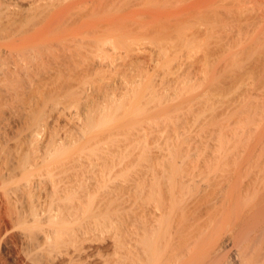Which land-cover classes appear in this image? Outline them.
<instances>
[{
	"label": "rangeland",
	"instance_id": "rangeland-1",
	"mask_svg": "<svg viewBox=\"0 0 264 264\" xmlns=\"http://www.w3.org/2000/svg\"><path fill=\"white\" fill-rule=\"evenodd\" d=\"M98 1L42 4L62 18L47 19L43 49L30 51L27 93L7 99L0 113V181L14 189L18 160H36L38 149L60 147L47 160L70 174L59 171L60 178L51 171L73 187L76 204L96 214L87 234L86 226L79 227L85 217L80 206L81 223L72 226L77 232L68 247L78 250L76 262L84 252L90 258L82 263L143 261L146 225L161 227L162 253L181 230L189 236L191 224L210 231L206 251L222 247L232 220H216L215 226L211 218L213 228L208 202L195 211L192 205L210 192H264V0ZM36 8L29 9L32 20ZM64 11L69 14L62 16ZM112 101L123 106L118 119L89 127ZM37 118L45 130L33 143L29 133ZM48 184L33 199L43 200ZM174 196L184 199L170 211ZM30 202L19 208L27 211ZM22 243L19 249L27 252ZM40 257L31 263L50 264ZM0 264H11L1 251Z\"/></svg>",
	"mask_w": 264,
	"mask_h": 264
},
{
	"label": "bare ground",
	"instance_id": "bare-ground-1",
	"mask_svg": "<svg viewBox=\"0 0 264 264\" xmlns=\"http://www.w3.org/2000/svg\"><path fill=\"white\" fill-rule=\"evenodd\" d=\"M66 1L67 2L71 1L70 4H97L95 3V1L99 2L98 0H73V1L72 0H52L51 2L50 0H0V113L6 106L7 101H8L7 99L16 98L20 96L22 93L24 94L27 93L29 66L31 65L30 62L33 60L32 58H34V57H31L32 60L30 61V55H32L30 51L33 52L32 48L34 46L40 47L41 42L45 39L46 29L48 27L47 19L48 18L53 19L55 15L58 16L60 13V11L57 9L59 11L57 12L58 13L57 15L55 14L56 11H54L51 6L42 5V4H63V2L65 4ZM103 1L105 0H101L100 3L102 4ZM103 4H107V3L103 2ZM35 5L37 7L36 8L37 18L35 17L37 19L36 20L37 22L34 21L35 18L32 20V18L30 17L31 14L29 10L32 6H35ZM70 7L71 6H69V8ZM66 8L67 7H65V9ZM69 10L67 11L70 12ZM67 11L66 12L64 11L66 14H62V16L69 14ZM60 16L61 15H59V18L58 17L57 18L58 19L62 18ZM30 19L34 21V24ZM54 21L56 23V20ZM51 24H52L51 25L52 27L50 25L49 27L54 28L53 27L55 25L54 22H51ZM43 47L44 46L40 48L43 49ZM112 102L110 103L111 104L110 106L111 108L109 109L110 111L107 110L108 112L106 111L107 112L106 113L103 109V111H101L102 115L100 114V118L98 116L99 118V119L97 118L98 120L97 119L96 121H94L95 119L91 120L89 123L90 125L89 127H92L94 124L102 126L106 124L107 122L114 120L115 117H117L118 119L119 117L118 112L121 111L120 109H122L123 106L122 107L120 106L118 109L117 104L115 107V102H113L114 109H115V111H113L114 109L112 108L113 106ZM44 126L45 125L43 121L37 118L35 121L34 129H32L31 132L29 133V137L33 141V143H37L39 140L42 139V136L45 130ZM59 148L56 145H54L53 148H51V152H48V153H50V155L53 153L54 154L59 153V151L61 150ZM38 150L39 151H38V156H36L37 157L36 160H18V162L16 163L15 171L17 172L19 178L15 180L16 187L14 189L10 190L5 184H2L3 182L0 181V251L7 255V258L11 262V264H32L33 262L31 263V260L34 259L35 261L34 257H37L36 260H39L41 258L40 256H43L44 258L42 259H46V261H49L50 264H78L79 263L78 260L80 261V264H91L89 263L91 262L89 260L84 261L82 263L81 262L82 255L79 256V259H77L78 263L74 261L78 253V250L72 249L70 251L69 249L71 248H68L70 247L69 245L70 240L73 238L74 233L77 232V231H74L75 228L73 229L72 226L76 222H78V217H79L78 212H81L79 211V209L81 207L82 208L85 207L84 203H81V204L78 202H77L78 204L75 203L76 201L74 199L75 196L72 193L75 191L73 189L71 192V189L73 188L72 186H71L72 188L70 186L67 187L69 185V183L67 182L69 181L67 180V177L69 175L68 176L66 175L67 177H65V179L67 180L66 182L68 183L66 184L67 186L65 185V182L63 181L64 179H62L63 181L62 182L61 180L57 179L58 177L56 178L58 174L60 177L61 173L70 174V168L68 169L69 172L66 168L65 169L61 168L62 171L60 168H58L60 170L58 169L54 170L57 167H54V168L50 167L51 164L53 166L54 163H56V166H57V165H60L58 164L59 162L57 160H55V162L54 160L52 161L47 160L48 158L47 157L48 153H46L47 151L45 152L41 148ZM50 168H53L55 172L60 171L61 173L56 172L57 175H55L53 174V170L51 171ZM71 172L73 171L71 170ZM69 177H71V175ZM154 179H156V177ZM71 182H73V180ZM48 183H50L51 185L50 186L51 190L49 191V193H47V195L43 198V200L41 198L33 199V193L36 192L37 190L38 191L41 190L40 188L44 184L47 185ZM61 184L62 185L64 184L63 186H65L66 188L65 190L63 187V189L66 191V192L64 191L65 194L63 193ZM140 185H141V182H140ZM182 190H184V188H182ZM216 193L210 192V194L209 193L205 194L203 195L202 198L199 197V199H196L197 202H194V204L193 203L191 204H193L192 209H194L195 211V208L198 209L200 204L208 202V205H209L208 210H207L209 214L208 217H210V220L211 218L212 219L214 218L215 223H216V220L217 221L218 220L221 221L222 219L224 221H227V219L232 220L230 222L232 223L231 225L232 229L229 230L231 231L230 237H229V240H227V242L225 243V245H222V247H218L219 246L218 244L216 247L217 249L215 248L216 245H214V248L212 245L211 247L213 248L212 249L213 251L209 250L210 249L209 247L207 249L208 251H206V246H205L207 243L206 237L210 236L208 235L210 234V231L208 230L209 231L208 232L206 230V233L207 232L208 233L207 234L205 233L206 224H204L205 227L204 225H199V228L198 226L195 227L196 225L193 226V224H191L192 227L189 226L191 227V230L185 229L187 234H189V236L187 234L186 235L188 237L185 236L184 235L185 231L179 228L182 232H184L183 236L181 235L182 232H180V234H177V238L178 237L179 238L178 239L176 238L175 240H173L174 242L172 244L169 243L168 249L164 253H162L158 245V244H161V243H158V240L160 241L161 237L157 239L158 234L159 233L161 234V232L159 231L161 227L158 228L159 230L158 229L155 230L154 225L152 226L149 224L150 226L149 225L148 226L153 227L154 230H151L153 228L150 229L149 227H147V225L146 227L144 226L143 228V231L145 228L147 229L149 228V229L148 230L145 229L144 232L146 234L141 235V237L144 235L143 238L140 237L141 243L140 241L139 243L144 247V250H145L143 251V247H141L142 252L146 254V255L144 254L145 258L143 261H142V258L141 260H138L140 261V264L141 263L142 264H264V192H253V193L246 192V193H238V194L231 193L230 195L229 194L223 195L222 193L221 194H216ZM148 198L146 200H148ZM172 198L170 199L172 200ZM175 198L176 197L174 196L173 200L170 202V204H172L173 202V204L169 206V209L171 207L170 211L172 210L173 205L175 206L176 204H179L181 200L184 199V198L180 199V202H178L177 201L178 198L177 200H175ZM26 199H28L29 202L31 201L29 208L27 209V211L21 210L19 208V204L22 203ZM174 201L175 202L177 201L176 204H174ZM191 201L193 200L191 199ZM191 204L190 205L188 204V205L191 207ZM159 206L161 207V205ZM174 206H173V209H174ZM189 206L187 209L189 210V213H190L192 209H190ZM175 207L177 208L178 206L176 205ZM89 210L90 209L89 208L86 209V207L84 210H82L85 212V215H84L85 217L83 219L87 217L86 214L89 213ZM159 210L161 211L160 208ZM167 211H169L168 208H167ZM183 213H185V211H183ZM169 215L171 216V213ZM184 215L186 214H183V216ZM95 216L96 214L95 215L91 214L88 218H86L87 221L85 219V222H84L83 219H81L82 220L81 222L83 223L78 222V223H81L79 224V227L80 226L81 228L82 227L84 228L85 226L87 227V228L86 227L84 228L85 231L87 230L86 232L87 234H90L89 230L91 234L93 232L91 230L93 227H95V225H93V222H95L96 220L92 221V218L94 219ZM163 216L161 219L165 220ZM167 217L168 216H166V218ZM181 218L182 217H180V220L182 221L183 219ZM224 218H227V219H224ZM161 219L159 221H161ZM86 222H87V225H86ZM150 222L151 221H149V223ZM205 222L206 221H204L203 223ZM213 222L214 221L212 220L209 221V223L211 224ZM230 223H228L229 226H230ZM213 225L214 224L210 226L214 228ZM216 225L217 223L215 224V226ZM202 226L204 230L200 229ZM210 226H208L209 228L208 227L207 228L210 229L211 228ZM193 227L195 228V230H193L194 229ZM84 229L82 232H84L85 234ZM157 230L158 232H156ZM189 230H190V233H188ZM211 231H213V229ZM160 234L159 236H161ZM19 242L20 243L23 242L25 245H27V250H28L27 252H25V250L21 251L19 249L20 247L18 246ZM168 242H171V241H168ZM66 247L68 249L64 250V248ZM73 250H75V252ZM71 252L73 253L71 254ZM87 252H89L88 249H87ZM84 254L87 256L86 252H84ZM88 256H87V259L90 258Z\"/></svg>",
	"mask_w": 264,
	"mask_h": 264
}]
</instances>
